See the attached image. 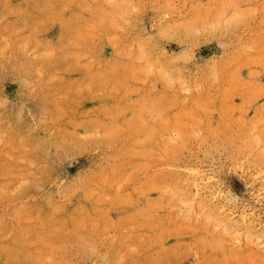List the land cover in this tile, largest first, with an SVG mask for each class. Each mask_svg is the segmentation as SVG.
<instances>
[{
    "label": "rangeland",
    "instance_id": "obj_1",
    "mask_svg": "<svg viewBox=\"0 0 264 264\" xmlns=\"http://www.w3.org/2000/svg\"><path fill=\"white\" fill-rule=\"evenodd\" d=\"M0 264H264V0H0Z\"/></svg>",
    "mask_w": 264,
    "mask_h": 264
}]
</instances>
